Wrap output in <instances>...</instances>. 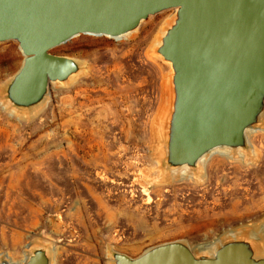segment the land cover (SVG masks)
Listing matches in <instances>:
<instances>
[{
  "label": "rangeland",
  "instance_id": "374dc122",
  "mask_svg": "<svg viewBox=\"0 0 264 264\" xmlns=\"http://www.w3.org/2000/svg\"><path fill=\"white\" fill-rule=\"evenodd\" d=\"M171 15L123 39L79 35L54 48L81 71L30 112L3 100L22 55L0 44V255L16 262L45 245L51 264H110L112 250L196 248L264 225V129L247 131V154H212L193 175L157 163L169 70L148 35Z\"/></svg>",
  "mask_w": 264,
  "mask_h": 264
},
{
  "label": "water",
  "instance_id": "95a60500",
  "mask_svg": "<svg viewBox=\"0 0 264 264\" xmlns=\"http://www.w3.org/2000/svg\"><path fill=\"white\" fill-rule=\"evenodd\" d=\"M166 11L172 15L154 48L169 70L158 165L193 175L216 150L247 154L248 133L264 129V0H0V44L12 41L22 55L4 102L33 111L51 86L81 71L54 48L79 35L119 40ZM250 231L213 245L173 240L135 257L113 250L108 257L110 264H264ZM0 264H51V252L28 245L22 260L0 255Z\"/></svg>",
  "mask_w": 264,
  "mask_h": 264
},
{
  "label": "bare ground",
  "instance_id": "6f19581e",
  "mask_svg": "<svg viewBox=\"0 0 264 264\" xmlns=\"http://www.w3.org/2000/svg\"><path fill=\"white\" fill-rule=\"evenodd\" d=\"M168 23H169V20L168 19H165V20H162L160 22H156V23L152 24V26L149 28L150 32H149L148 38L155 39L154 40L155 42L158 41V39L160 37V34H163L164 27L166 25H168ZM141 26H144V25H141ZM141 29H142V27H141ZM213 154H221V155H225V156L231 158V155L227 151H225V150H220V151L219 150H216ZM236 159H238V158H236ZM256 230L250 232L249 234L251 236L255 237V240L259 241V243H257V248H258L257 249V253L259 255H261V256H264V225L258 227V229H256ZM7 257L10 258L9 256H7ZM22 257H24V254L22 255ZM22 259H20V260H22ZM19 261H16V262H19Z\"/></svg>",
  "mask_w": 264,
  "mask_h": 264
}]
</instances>
